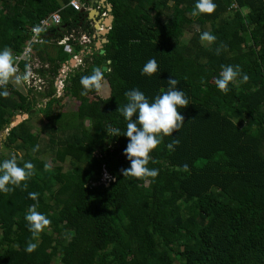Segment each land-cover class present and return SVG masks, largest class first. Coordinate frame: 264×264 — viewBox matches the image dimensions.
Here are the masks:
<instances>
[{
  "label": "trees",
  "instance_id": "16d2710c",
  "mask_svg": "<svg viewBox=\"0 0 264 264\" xmlns=\"http://www.w3.org/2000/svg\"><path fill=\"white\" fill-rule=\"evenodd\" d=\"M69 1L0 0V48L12 54L41 19L57 11L62 19L53 37L33 45L45 90L24 93L11 83L0 89L7 92L0 96V133L9 128L0 160L34 165L26 188L0 192V264H264V0H214V12L195 17V0H107L114 21L105 53L90 43L58 96L59 69L83 48L72 40L68 53L60 37L92 32ZM203 32L216 39L202 41ZM150 58L157 72L141 75ZM222 65H239L247 82L237 77L227 92L218 90ZM95 67L103 70L108 97L102 84L80 94V77ZM169 78L189 102L179 109L183 125L149 153L155 178L123 176L128 138L116 110L126 103L124 92L137 88L151 102ZM64 97L79 108H56ZM24 113L28 118L12 126ZM37 114L46 121L35 130ZM42 135L52 165L41 147L32 151ZM173 138L179 142L169 151ZM29 192L39 194L36 201ZM30 205L50 224L28 253Z\"/></svg>",
  "mask_w": 264,
  "mask_h": 264
},
{
  "label": "clouds",
  "instance_id": "9594fccd",
  "mask_svg": "<svg viewBox=\"0 0 264 264\" xmlns=\"http://www.w3.org/2000/svg\"><path fill=\"white\" fill-rule=\"evenodd\" d=\"M215 8L214 0H195L191 15L195 17L200 14H211ZM200 39L212 42L216 37L209 32H203L200 34ZM216 51L218 54L219 48ZM13 61L12 51L6 46L0 48V89L8 84L10 78L17 71ZM157 70L156 60L150 58L140 71L141 75L150 76ZM29 75L30 71L26 68L23 76H15L16 83H20L22 80L26 81ZM237 77H239L240 83H245L248 80L247 74L242 73L239 65H222L221 71L215 79V86L218 90L227 92L229 83ZM103 78L104 73L100 67L93 68L90 75L81 76L79 83L82 90L80 94L84 96L91 89H99ZM177 83L175 78H169L167 90H162L151 102L137 88L124 92L126 103L118 106L116 110L126 122V129L122 135L128 138L123 154L129 161V167L122 170L123 176L155 178L158 175V169L147 167L151 159L149 153L162 142L163 136H172L174 130L181 128L184 117L179 109L189 104L184 92L176 87ZM3 95H7V92L0 91V96ZM107 132L115 133V136L121 135L117 129L110 128ZM178 142L177 138H173L172 142L165 147L171 151ZM38 147L39 145L34 146L32 151H37ZM47 167L48 165L45 164V168ZM182 168L187 171L188 165L184 164ZM33 170L34 165L30 161H25L22 166H18L15 157L0 160V192L13 191V187L10 186L26 188L27 184H22V182L33 176ZM38 195L36 192L28 193L29 198L33 201H36ZM24 220L28 231L31 233V239L26 242L25 252L31 253L37 247L33 241L50 224V220L45 214L38 212L35 205L28 207Z\"/></svg>",
  "mask_w": 264,
  "mask_h": 264
},
{
  "label": "built area",
  "instance_id": "2783aa9c",
  "mask_svg": "<svg viewBox=\"0 0 264 264\" xmlns=\"http://www.w3.org/2000/svg\"><path fill=\"white\" fill-rule=\"evenodd\" d=\"M86 0H70L69 5L74 9L80 11L84 7V3ZM105 14L106 11H103ZM61 15L60 12L57 11L51 14L49 17L41 19L40 22L33 26L30 30V37L22 46V49L18 53H13L14 57V66L16 67V73L13 74L8 83H11L13 86L16 85V81H12V78H15L16 75L23 76L25 69L27 68L30 71V75L26 81L22 80L20 83L23 85L24 89L27 90H37L43 91L47 86L46 78L39 73L37 69L44 67L41 63L39 57L35 55V51L33 49V45L36 43H43L46 40V33L52 31L53 28L61 24ZM74 41L75 44H80L83 46L81 53L74 54L71 62H76L75 67L70 64H64L59 69V74L55 79V87L57 89L58 96L65 95V87L67 86V79L70 72H72L76 67L83 63V53L90 52L89 44L91 43V38L87 34H80V36L76 35L75 30L71 34L60 37L59 43L64 44L65 51L68 53L73 52L74 44H71V41ZM23 63H26V66H22ZM47 67V65H45Z\"/></svg>",
  "mask_w": 264,
  "mask_h": 264
},
{
  "label": "rangeland",
  "instance_id": "374dc122",
  "mask_svg": "<svg viewBox=\"0 0 264 264\" xmlns=\"http://www.w3.org/2000/svg\"><path fill=\"white\" fill-rule=\"evenodd\" d=\"M91 43L94 44L93 40L91 39L90 40ZM91 49V47H89ZM75 64L76 62L73 63V67H75ZM11 80V79H10ZM12 81H15V78H12ZM107 82V81H106ZM16 83V82H15ZM105 82H102L101 84L103 85V88L105 89V94L106 96L108 97L110 95V87L108 85V83L104 84ZM16 87H18L21 91H23L24 93H27V90L24 89L23 85L21 83H16L15 85ZM104 94V95H105ZM63 96V95H62ZM43 103L42 104H39V106L41 105H44L46 99H43ZM79 105H80V102L75 99L74 97H64L61 101V103H59L56 108H60L61 110L63 111H67V112H70V111H76L78 108H79ZM18 115H23V114H18ZM17 115V116H18ZM16 116V117H17ZM15 117V119H16ZM33 124L35 125V130H37L38 128L42 127L43 124L45 123V116L44 114H37L33 119ZM15 121V120H14ZM2 133V132H1ZM0 133V140H2L4 137L1 135ZM0 144H1V141H0ZM47 144H48V138L46 135H42V137L40 138V144H39V147H41L43 149V155L48 159L49 161V164L52 165L51 163V160L49 159V154L48 152H45L46 148H47ZM2 150V147L0 145V151ZM64 165V169L65 170H68L70 167L68 164H63Z\"/></svg>",
  "mask_w": 264,
  "mask_h": 264
},
{
  "label": "water",
  "instance_id": "95a60500",
  "mask_svg": "<svg viewBox=\"0 0 264 264\" xmlns=\"http://www.w3.org/2000/svg\"><path fill=\"white\" fill-rule=\"evenodd\" d=\"M106 6H107L108 12H109V14L106 17H102V18L98 19L100 11L96 7H95V11L97 12V14H95V15L90 14V19H93L96 22V28L98 30V33L100 35H103V39L99 40V48H100L99 50H100L101 54L105 53L103 46H104V43L108 42V39L106 36L110 32V29L112 28L113 21H114V15L112 14V9H113L112 4L108 3V4H106ZM84 7L85 8H91L93 6H91L89 2H86ZM52 33H54V30L46 33V36L51 37ZM72 63H74V61ZM107 69H108L107 66L104 64L103 70L107 71ZM34 111L35 110H32L31 112H34ZM28 116H29V114H27V113H24L23 115H18L16 117L15 121H13L12 126L18 125L24 119L28 118ZM8 131H9V128H7L5 131H3L1 133V135L4 138H6V136L8 135Z\"/></svg>",
  "mask_w": 264,
  "mask_h": 264
},
{
  "label": "crops",
  "instance_id": "0c3cea01",
  "mask_svg": "<svg viewBox=\"0 0 264 264\" xmlns=\"http://www.w3.org/2000/svg\"><path fill=\"white\" fill-rule=\"evenodd\" d=\"M86 2H89L90 5L93 6V7H91V8H85V7H83L82 10H80L81 12H84L86 10H89V16H90V14L95 15V14H97V12L95 11V7H96L100 11V14L98 16V19H100L102 17H106L109 14L108 8L106 6V4H108L107 0H86ZM84 5H85V3H84ZM103 11H106V13L104 14ZM84 19H88V18H86V16H84ZM93 23H94V21H93ZM93 25H94V27H96V23L93 24ZM96 30H97V28H96ZM83 34H87V33H83ZM98 34L99 33H98V30H97V35ZM53 35H54V33H52V36L51 37H53ZM87 35H89V33ZM89 36H90V38L92 37L91 35H89ZM51 37H49V38H51ZM94 40H96V39H94ZM99 40H101V39L98 38V40H96L97 42L96 41L94 42L95 43L94 44L95 47L97 46L96 49H100L99 48ZM70 65L73 66V63L71 61H70ZM103 93L104 94L106 93L105 92V89H103ZM105 96H106V94H105Z\"/></svg>",
  "mask_w": 264,
  "mask_h": 264
},
{
  "label": "flooded vegetation",
  "instance_id": "af4514ba",
  "mask_svg": "<svg viewBox=\"0 0 264 264\" xmlns=\"http://www.w3.org/2000/svg\"><path fill=\"white\" fill-rule=\"evenodd\" d=\"M83 14H84V16H86V18H88V19H86V25H89L90 29H92V32H91L90 35L93 37V38L91 37V39L93 40V42H95L96 40H98V38L103 39V35H99V34L97 35L96 27H94V25H93L96 22L93 19H90V16H88L89 15V10L84 11ZM93 21H94V23H93ZM94 39H96V40H94ZM96 48H97V46L95 47V49Z\"/></svg>",
  "mask_w": 264,
  "mask_h": 264
}]
</instances>
